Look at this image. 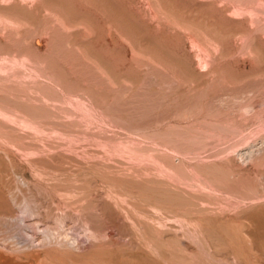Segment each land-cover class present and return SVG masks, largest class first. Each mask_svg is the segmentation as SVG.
Masks as SVG:
<instances>
[{
    "label": "rangeland",
    "instance_id": "rangeland-1",
    "mask_svg": "<svg viewBox=\"0 0 264 264\" xmlns=\"http://www.w3.org/2000/svg\"><path fill=\"white\" fill-rule=\"evenodd\" d=\"M0 168L74 175L117 264H264V0H0Z\"/></svg>",
    "mask_w": 264,
    "mask_h": 264
},
{
    "label": "bare ground",
    "instance_id": "bare-ground-1",
    "mask_svg": "<svg viewBox=\"0 0 264 264\" xmlns=\"http://www.w3.org/2000/svg\"><path fill=\"white\" fill-rule=\"evenodd\" d=\"M5 169L0 168V264H117L108 247L114 233L102 229L101 214L78 195L80 189L70 182L74 175ZM7 178L12 184L4 182ZM122 196L117 191L107 200ZM124 212L138 224L131 209Z\"/></svg>",
    "mask_w": 264,
    "mask_h": 264
}]
</instances>
